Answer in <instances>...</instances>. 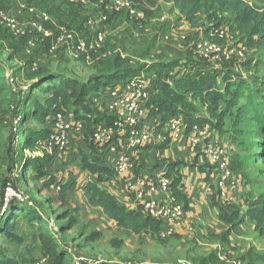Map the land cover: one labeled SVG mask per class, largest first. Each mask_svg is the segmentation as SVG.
Here are the masks:
<instances>
[{
	"label": "rangeland",
	"instance_id": "obj_1",
	"mask_svg": "<svg viewBox=\"0 0 264 264\" xmlns=\"http://www.w3.org/2000/svg\"><path fill=\"white\" fill-rule=\"evenodd\" d=\"M50 1L51 5L47 14L50 16L51 21H55L57 25L48 22L44 24L47 29L56 33L59 27H63L87 39L91 43L96 40V34L86 28V23L91 18L98 19L101 14H105L104 10L110 0H101L99 3L84 0L85 4L71 0ZM126 1H129L133 7L144 13L141 9L144 7L141 0ZM63 7L67 13H69V10H72L74 13L82 15L84 22L81 28L75 30L70 28L66 23L58 22L60 20L68 21V16L61 10ZM207 8L202 12V17H206L205 19L207 21H198L196 25H189V29L192 33L184 37V42L186 43L184 47L185 50L180 51V54L175 56L176 58H171L168 55L167 59H164L163 55L155 56L149 51L146 56L140 57L142 61H144L143 63L134 60V58L127 54L123 47H119L112 42L114 35L110 27L113 28L117 26L115 21L111 23L105 22L100 25V29L105 35V42L101 48L79 58L74 57L64 48L56 54H51L49 49H44L42 45L44 42L40 43L30 54H27L26 46L23 48L22 39L18 40L7 31H0V39H8L7 48L0 45V62L9 68V74H12L18 79L15 85L11 84L13 89L11 93L5 95L0 94V199L4 196L6 203L1 206L0 214L2 217L7 208V202L17 199L16 195H19L22 198L32 199L35 207L44 216L46 221H51L52 223L51 228L49 224L46 223V230H41L38 228L39 224L24 216H19L15 221V225L18 228L19 236L22 238V243L21 245H13V242L18 243L16 238H13V241L9 242L2 237L0 240V247L6 254L12 255L20 264H57L60 250H63L66 258L69 257L67 260L70 261V264H98V262L136 264L135 260L137 259H144L146 262H148V260L152 262L156 261L153 258L157 254V249L139 246L130 251L125 241L122 239L123 237L121 238V236H119V231L105 230L101 231L99 235L94 236L95 232H98L96 230L98 224H96L94 220L85 218L84 215L81 216L72 213L68 219L64 220L63 223L65 225L73 224V227L70 231L65 233L63 237H60L57 228L53 225H57L58 222L56 219L58 215L70 211L67 208L69 202L65 199V193L54 190L51 186L49 188L46 187L42 180H32L33 177H35V172L33 170H30V174L26 176V178L23 177V168L28 165L29 159L43 157L47 149H45L46 140L37 142L33 147L26 146L25 141L27 136L22 135L23 131H25V129L42 131L45 127L37 120H31L27 124L21 123L26 108L24 104V102H26V96H22V98H19V96L28 91V87L36 80L37 75L41 72L70 77L78 82V84L88 83L94 77L101 75L104 61L117 56H120V58L125 61V66L138 67L139 65H143L144 69H142V72H150L152 76H154V73L160 72V70H152L156 64L163 66L160 68H165L166 70L167 64L170 62L171 64H177V66L179 65L185 68L191 67L194 72L198 73L205 72L206 69H214L216 71L233 72V75H240V77L252 82L257 81L256 77L259 79L264 75V73H258L260 64L264 62V45L258 43L259 37L251 40L250 37H246L240 31H237L234 26V16L231 13L219 11L215 6ZM40 13L42 12L37 11V14ZM51 13L55 17L58 15V17L54 18ZM119 13L121 15L127 12L122 11ZM69 15L71 14L69 13ZM128 17L129 21H122V23L127 22L134 24L137 30H134V34H136L137 39H141V35L146 28L145 26L148 25L150 21H147L148 19L146 17L144 21H137L129 14ZM20 18L28 22L35 19L36 15L29 12H27L26 15L24 11ZM138 24H141L142 28H139ZM214 29H221L223 35L212 37L211 32ZM7 34H9V36ZM170 39L171 35L163 34L160 43H166V45L170 44L172 42ZM201 42L218 43L225 48L242 53V56L237 54L230 59L220 61L200 57L197 54L196 46ZM135 43L134 46H140L139 41ZM135 50L138 49L136 48ZM23 52L27 57H32L31 59L33 60L26 61L23 59ZM150 54L151 56L153 55V57L149 58L148 56ZM13 57L14 60L12 59ZM10 59H12L11 62ZM249 64L252 67L251 70H247L249 69L248 67H250ZM20 65H22L24 69L22 67L21 69ZM136 69L137 71L139 70L138 68ZM144 76L150 80L153 79V77H149L147 73H145ZM164 76L165 75L161 73L160 77ZM218 81L221 82V91L225 95L231 97L234 86L230 85L235 83V78L231 76L223 80V78L219 77ZM258 82H261V80H258ZM256 85L257 88L262 87L258 83ZM52 95L53 92L44 93L42 90H35L32 95V101L39 100L44 102L46 99L52 97ZM186 98L191 103V109L189 108L187 112L192 111L200 113L201 108L203 109L201 100L200 102L197 101L198 104L195 105L196 98H193L191 95H186ZM233 104H235V102H233ZM72 106L73 102L65 105L64 109L72 113ZM30 109L32 108H27V113L28 111L30 112ZM223 109L225 110V122L220 126L225 129L227 133H230L229 139L234 149L233 154H237L238 159H246L248 171L255 177L257 190L260 194H264V164H262V161H259L258 164L253 161L251 153L245 148V146L253 148V153L256 154L258 151V146L256 144L257 140H252L250 137L243 139L235 137L232 123L236 116V109L234 106L228 109L225 105H223ZM224 146L229 151L228 147L226 145ZM57 184L64 187L61 183ZM7 188H9L10 191L7 190ZM8 193H12V196L7 197ZM1 217L0 223L2 221ZM48 233L53 237V242H48L46 240L45 237ZM57 245H59V247ZM252 245L253 247H251L250 255H248L251 262L246 263L264 264V239L258 236V238L253 241ZM17 249L19 250L18 252H16ZM166 252L167 254L168 252L173 253V250H167ZM166 257V261L169 262L174 255L171 254ZM228 258V256L226 258L222 254L221 261L215 256L208 264H233V259L231 260V258ZM235 261L244 264L247 260L243 257V259Z\"/></svg>",
	"mask_w": 264,
	"mask_h": 264
},
{
	"label": "crops",
	"instance_id": "obj_2",
	"mask_svg": "<svg viewBox=\"0 0 264 264\" xmlns=\"http://www.w3.org/2000/svg\"><path fill=\"white\" fill-rule=\"evenodd\" d=\"M24 6H27L25 0H0V7L17 17L22 16L21 9ZM61 10L68 16V21L60 20L58 22L66 23L75 30L81 28L84 22L82 15L76 14L72 10H69L71 14L69 15L64 7ZM25 14L27 15V11ZM51 15L54 16L52 13ZM57 17L58 15L54 16V18ZM205 18L201 16L199 21H207ZM115 20L117 21V19ZM147 21L150 22L145 26L141 39L136 38V34H134L136 29L132 23L123 22L116 27H110L114 35L112 42L123 47L130 57L141 61V63L144 61L140 57L146 56L149 51L155 56L163 55L164 59H167L168 55L171 58H176L175 56L179 55L180 51L185 50L184 37L192 33L189 29L190 24L185 22L180 12L172 4L161 2L157 7L156 15ZM163 34L171 35L172 42L170 44L160 43ZM7 35L9 36V34ZM7 40L0 39V45L7 48ZM136 41L140 42L139 47L134 46ZM136 48L138 50H135ZM153 55L150 54L148 57H153ZM31 58L23 52V59L33 60ZM21 67L24 69L22 65H20ZM145 73L149 77L152 76L150 72H141L142 75ZM125 81V79L118 81L114 87L121 89ZM107 89H102L100 93L106 94ZM108 101L109 99L100 107L92 105L94 112L104 116L103 120L105 119V121L92 125L94 129L91 133L86 125L83 131L71 134L70 146L67 150L57 151L49 148L46 151V154L52 155L54 158L48 169V174L65 187V199L69 202L67 208L74 211V214L84 215L85 218L94 220L98 224L96 227L98 232L119 231V236L123 237L122 239L130 251L139 246L157 249V254L153 258L156 261L148 260L146 262L144 259H137L135 260L136 264H197L202 259L209 260L211 256H216L222 261V254L226 258L228 256L231 260L233 259V263L243 257L247 260L244 264L251 262L248 255L253 247V241L258 238V233L255 231L253 221L247 216V211L249 205L260 195L256 184L245 181L242 171L234 170L226 186L231 202L225 200L221 196L218 170L207 162L203 154V147L197 146L193 142L196 135L194 126L191 130L187 129L180 138L172 140L170 123L173 117H168L167 121H163L161 117L155 116L149 111L142 120V129L151 136L145 145L134 150L128 149L124 132L116 128L117 153L127 151L134 165L133 170L120 172L116 165L119 154H112L108 149L96 145L93 141V133L96 128L100 126L114 127L116 124L117 116L108 111ZM197 104L196 102L195 105ZM204 111V108H201L200 113L194 112L193 115L195 117L204 116ZM85 117L89 118V115L84 114ZM69 118L73 123L84 120L77 119L73 113H69ZM108 120H110L109 123H107ZM159 135L164 137L163 141L157 139ZM212 139L220 140L228 147L233 163L234 149L230 144L229 135L211 130L210 138L204 142ZM83 157L97 160L104 172L102 174L92 173L83 168L81 164ZM163 173L171 174L172 177L179 179L178 192L186 207L182 223L174 227L175 234L163 238V243L153 240L144 233L136 234L132 229L119 228L117 223L107 217L101 208L92 206L85 195V189L95 184L114 196L127 209L135 210L139 204L129 191L128 183L137 179L152 182ZM164 197L165 195L161 192L152 196L158 200H162ZM234 213H239L244 220L229 232L231 227L223 223L221 217L231 216ZM166 227L167 224L163 225V230ZM167 250H173L174 254L172 252L167 254ZM171 254L174 257L167 262L166 256Z\"/></svg>",
	"mask_w": 264,
	"mask_h": 264
},
{
	"label": "trees",
	"instance_id": "obj_3",
	"mask_svg": "<svg viewBox=\"0 0 264 264\" xmlns=\"http://www.w3.org/2000/svg\"><path fill=\"white\" fill-rule=\"evenodd\" d=\"M25 1L28 6H32L38 12H49L51 5L50 0ZM90 1L99 3L101 0ZM161 2L172 4L173 7L180 12L185 22L190 25H196L198 23L202 16V12L207 7L215 6L217 10L231 13L234 16V26L237 31H240L246 37H250L251 40L259 37L258 43L264 45V0H141L144 6L141 9L147 19L156 15L157 7ZM104 12L108 14L107 9H105ZM108 16V21L106 23L115 21L118 25L121 24L123 20L129 21L127 13L121 15L120 13L108 14ZM115 19H117V21ZM22 41L24 48L26 46V38H22ZM50 44V40H46L42 45L44 49H49ZM12 59H10V61H12ZM168 64L166 70L165 68L161 69L160 67L163 66L158 64L152 68L153 71L156 69L158 71L160 70V72H156L154 76H152L153 79L151 80L150 86L151 95L148 101L149 112L155 116L161 117L163 121H167L168 117L180 116L185 120L188 130H191L193 126H198L199 128H209L210 131L216 130L218 132L227 133V131L220 126L225 122V110L223 109V105L228 109L234 106L236 109V116L232 123V129L235 137L239 139L250 137L252 140H257L256 144L258 146V151L256 154L253 153V148L249 146H245V148L251 153L253 161L257 164L259 161H262V164H264V75L259 79L256 77L257 81L252 82L240 77V75H233V72L206 69L205 72L198 73L194 72L191 67L185 68L179 65L177 66V64H171L170 62ZM136 68L139 70L137 71ZM248 68L247 70H251V65ZM8 69L6 65L0 62V94L2 95L11 93L13 90L12 83L8 78ZM142 69H144L143 65H139L138 67L125 66V61L122 60L120 56H117L104 61L101 75L94 77L88 83L78 84V82L70 77L42 72L39 73L36 80L28 87V91L19 96V98L26 96V102H24L26 108L21 123L27 124L31 120H37L45 127L42 131L25 129L22 135L27 136L25 141L26 146L33 147L37 142L47 141L52 130L53 115L56 113L69 114L70 112L66 111L64 106L71 102H73V115L77 119H84L81 121L88 126L89 132L91 133L94 129L92 125H95L97 122L103 123L105 121V119L103 120L104 116H100L92 109V98L98 96L102 89L114 87L120 80H127L139 76L143 71ZM161 73L165 76L160 77ZM258 73H264V62L260 64ZM231 76H233L236 81L230 85L234 86V90L230 97L221 91V82L218 81V78L221 77L224 80ZM258 80H261V82H258ZM257 83L262 87L257 88ZM35 90H42L44 93L53 92V95L44 102L39 100L32 101V95ZM186 95H191L193 98H196L195 102H200L201 100L205 110L204 116L195 117L193 115L194 112H187L189 108L191 109V103L187 100ZM233 102H235V104H233ZM27 108L32 109L27 113ZM83 113L88 114L89 118H84ZM109 121L110 120H108L107 123H109ZM227 134L230 135V133ZM53 160V156L49 154H45L43 157L29 159L28 165L23 168V177L26 178V176L30 174V170H33L35 172V177H33L32 180H42L48 188L53 184H57L56 179L48 174V169ZM81 164L83 168L92 173L102 174V172H104V169L97 160L83 157ZM231 169L233 172L234 170L242 171L245 181L256 184L255 177L248 171L246 159H238L235 153L233 154V163L231 160ZM167 175L172 179L171 190L174 196L179 202L183 203L178 192L180 187L179 179L172 177L171 174ZM61 191L65 193V187L61 186ZM85 195L92 206L101 208L107 217L117 223L119 228L132 229L136 234L144 233L153 240L163 243V238L160 234L165 224L147 216L141 205L135 210H129L121 205L114 196L95 184L85 189ZM4 203L5 199L4 196H2L0 199V209ZM72 213V211H66L57 216L56 220L58 223L53 226L57 228L60 237H63L65 233L72 229L73 224L65 225L63 223ZM19 216H24L39 224L38 228L41 230H46V223L49 224L50 228L52 227L51 221H46L44 216L35 207L32 199L24 198L22 201L17 198L7 202V208L2 217L0 214L2 219L0 223V240L4 237L9 242H12L13 238H16L18 243L13 242L12 244L21 245L22 238L19 236L18 228L15 225V221ZM247 216L253 221L255 231L258 233L259 238L264 239V194H260L255 201L249 205ZM243 220L244 218L241 217L239 213L221 217V221L231 227L229 232L237 224L243 223ZM99 234L100 232H95L94 236ZM45 238L48 242L54 241L50 233H48ZM57 246L59 247V245ZM18 251L17 249L16 252ZM67 258L63 250H60L57 264H70ZM210 260H213V256H211L209 260L202 259L198 261L197 264H207L206 262H210ZM0 264L20 263L12 257V255L6 254L0 247ZM98 264L120 263L98 262Z\"/></svg>",
	"mask_w": 264,
	"mask_h": 264
},
{
	"label": "built area",
	"instance_id": "obj_4",
	"mask_svg": "<svg viewBox=\"0 0 264 264\" xmlns=\"http://www.w3.org/2000/svg\"><path fill=\"white\" fill-rule=\"evenodd\" d=\"M85 4L84 0H71ZM106 9L108 14H115L126 11L132 18L137 21H144L145 15L140 10L132 6L126 0H110ZM22 13L27 11L36 18L28 22H24L20 17L14 16L9 11L0 8V30L8 31L15 38H26V53L30 54L38 45L46 40H50L49 50L51 54H56L62 48L66 49L74 57L79 58L89 52L100 49L105 42L104 32L100 29V25L108 21V14H101L98 19L91 18L86 23V28L93 31L97 38L91 43L85 38L78 36L76 33L59 27L56 33L47 29L44 24L51 22L57 25L55 21H51L47 13L37 14V10L32 6H24ZM142 28L141 24H138ZM221 29H214L211 36H222ZM197 54L200 57L211 60H226L234 56L241 55L236 50H230L215 42H201L196 46ZM8 78L12 84H16L18 79L8 73ZM151 80L144 75L137 76L126 80L121 89L110 87L105 93H100L92 98L93 105L100 107L109 99L107 104L108 111L117 116L114 127L100 126L93 133V141L96 145L104 147L112 154H119L117 161V169L120 172H128L134 169L132 159L127 151L117 153L116 148V128L124 132L127 147L130 150L137 149L145 145L151 138L149 133L142 129V120L147 114L148 101L150 99ZM53 125L49 138L46 141L45 149H55L57 151H65L70 146V136L73 132H81L86 125L83 121L73 123L69 118V114L56 113L52 117ZM196 135L193 142L203 147V154L207 162L215 167L220 174L221 196L231 202L227 195V181L233 174L231 169V156L224 144L220 140L210 138L211 131L209 128H199L194 126ZM187 130V124L182 117H173L170 123V137L172 140L180 138ZM159 141H163L164 137L159 135ZM172 179L166 173L160 174L154 181L145 179H137L128 183L129 191L135 196L136 202L142 206L144 213L167 227L161 232L162 238L170 237L175 234V226L180 225L185 217L184 204L179 202L171 190ZM51 188L61 191L58 184L51 185ZM7 190L10 191L9 188ZM6 190V191H7ZM157 192H161L165 197L162 200L154 199L152 196ZM8 193L7 197L12 196ZM18 199L24 200L19 195ZM15 198V197H14ZM8 199V198H6ZM27 199V198H25ZM7 202V201H6ZM58 231V230H57ZM233 264H241L234 262Z\"/></svg>",
	"mask_w": 264,
	"mask_h": 264
}]
</instances>
